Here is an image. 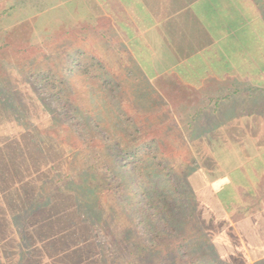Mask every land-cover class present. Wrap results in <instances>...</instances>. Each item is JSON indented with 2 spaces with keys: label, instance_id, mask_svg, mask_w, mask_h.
Wrapping results in <instances>:
<instances>
[{
  "label": "rangeland",
  "instance_id": "1",
  "mask_svg": "<svg viewBox=\"0 0 264 264\" xmlns=\"http://www.w3.org/2000/svg\"><path fill=\"white\" fill-rule=\"evenodd\" d=\"M152 1L159 3V0ZM176 1L181 3L188 0ZM105 3V0H0V107H4L11 121L10 124L6 122L5 113H0V127L5 133L16 128L30 131L32 137L27 142L30 145L27 150L23 147V157L28 158L30 168L36 166L35 169H38L33 171L37 181L29 186L32 192L26 197L27 204L21 210L17 209L15 215L12 213L15 204L8 202L7 193L4 194V201L0 202V264H73L74 260L69 261L71 257L68 254H59V248L63 247L62 241L49 245V240L44 241L40 230L33 232L35 227L29 229V224L36 220L30 219L52 214L50 206L40 208L34 215L26 211L32 209L31 205L36 204V200L46 198L47 184L53 185L54 190L58 189L57 196L61 191L69 196L73 194L76 187L83 183L79 181L83 177L80 170L91 166L98 173L108 174L109 177L105 179L99 195L107 226L101 233L100 229H90L91 236L96 239L98 252H102L98 254L114 258L109 264L173 262L172 252L169 253V247L163 246V243L173 245L181 240L180 236L165 238L158 247L146 245L142 252L132 247L136 251L130 249L132 252L129 253L118 247L121 244L129 248L134 246V241H130L128 235L125 245L127 232L124 229L142 218L132 213L137 201L142 200L139 185L144 180L148 186L156 185L155 182L159 181L156 179L160 177L171 181L169 187L179 186L178 191H172L175 197L171 200V203L182 204L180 208H175V211H179L176 217H188L187 208L183 207L187 197L182 196L186 189L190 192L186 196L194 204L193 220H201L204 227L209 229L217 256L226 264H242L241 255H231L227 217L219 209L220 204L226 207L231 201V194L225 188L219 189V185L225 184L223 179L229 178L231 173V149L234 150L231 148V116L245 115L238 113L239 110L231 113V96L232 100L248 107L254 100L259 102L257 105H260L261 115L253 112L250 113L253 116L237 117L239 121L245 119L244 128H236L237 138L246 142L232 144L236 151L245 149L250 152L254 144L251 140L255 136L264 146V86L251 91L243 87L236 95L221 96L218 110L207 109L211 106L210 96L155 94L137 69L124 38L115 30L106 29L109 21L105 17L101 18L100 12H111L107 11ZM233 3L241 8L247 23L248 19L258 23L264 37V17L260 21L259 14L264 8H256L255 0H233ZM258 4L264 6V0H259ZM253 31L261 47L255 42L252 45L250 39L247 47L236 44L237 40H234L235 43L231 40L230 44L236 49L233 50L235 56L246 55L251 58L248 60L250 62L262 60L263 63L264 41ZM174 33L176 36L184 34L176 30ZM188 36L193 37L191 33ZM191 37L196 40V34L194 38ZM247 37H250L249 32ZM240 40L243 41L242 37ZM105 71L108 73L104 74ZM112 82L116 84L115 89H112ZM51 95L54 97L51 98ZM12 103L21 104V108L17 109V105L13 107ZM77 109L79 112L76 114ZM70 127H75L76 131L73 129L72 133ZM78 127L81 130L84 128L86 132L81 133ZM96 127L108 131L110 139L114 137L123 142L135 139V144L141 145L147 141L153 144L143 158L139 154L135 159L123 158L116 164V158L119 160V157L104 147L105 142L95 133ZM232 129L235 130V127ZM133 131L137 132L136 135L132 134ZM127 132L132 136L128 137ZM80 138L85 139L87 144L80 146ZM60 150L63 151L62 155L59 154ZM119 165H125L127 172L114 177V174H118ZM54 166L57 169L52 170ZM48 169L49 172L45 171ZM131 169H134L135 176L129 173ZM49 177L63 181L52 183ZM114 178L115 183L118 181L114 185L116 188L110 189L108 183L113 182ZM133 178H137L133 182L134 189L127 185L128 180ZM212 186L217 190L214 191ZM160 204L163 206L162 199ZM66 208L69 210L65 211L70 212L67 215L72 217L73 202L66 204ZM80 216L77 217L81 220L89 219L84 223L89 229L88 222L94 218L90 211L84 209ZM157 217L161 218L160 215ZM2 218L5 223L3 227ZM69 218L68 224L71 222ZM16 220L28 221L27 234ZM66 233H73L72 229L68 227ZM133 235V238L139 236ZM147 242L145 239L144 243ZM100 244L105 246L100 248ZM230 257L234 258V262H231Z\"/></svg>",
  "mask_w": 264,
  "mask_h": 264
},
{
  "label": "crops",
  "instance_id": "2",
  "mask_svg": "<svg viewBox=\"0 0 264 264\" xmlns=\"http://www.w3.org/2000/svg\"><path fill=\"white\" fill-rule=\"evenodd\" d=\"M105 1V8L111 12H100L101 18L109 21L106 29L124 38L137 69L155 94L210 96L207 109L218 110L221 96L236 95L243 87L251 91L264 86V62L235 56L236 49L230 44L237 40L236 44L246 46L250 39L251 44L261 47L253 29L264 41L262 28L249 19L247 23L233 0H159L158 4L152 0ZM175 30L184 34L176 36ZM190 33L193 37L188 36ZM195 34L196 40L190 39ZM231 101V113L239 110L245 114L231 116V148L235 150L232 144L246 142L237 138L236 128H244L245 121L237 117L253 112L259 116L261 108L256 100L250 107L232 100V96ZM251 141L255 146L250 152L231 149V173L223 179L225 184L219 185L231 194V201L226 207L215 201L227 217L231 255H241L242 264H264V146L256 136Z\"/></svg>",
  "mask_w": 264,
  "mask_h": 264
},
{
  "label": "trees",
  "instance_id": "3",
  "mask_svg": "<svg viewBox=\"0 0 264 264\" xmlns=\"http://www.w3.org/2000/svg\"><path fill=\"white\" fill-rule=\"evenodd\" d=\"M256 1V8L262 7L259 3V0ZM258 11V10H257ZM260 18L262 21V18L264 17V9L260 10ZM107 74L108 72H104V74ZM104 74H102L104 76ZM48 79V78H47ZM67 87V86H66ZM116 84L115 82H112V89H115ZM68 90V87H67ZM54 97V95H51V98ZM9 99V96H8ZM14 102L16 101L15 99ZM17 105V109L21 108V104H13L12 106L15 107ZM67 105H65L66 107ZM72 106V105H71ZM68 107V106H67ZM4 107H0V113H5L4 118L6 122H9L10 120L8 118V115L6 116L7 111L3 110ZM78 110V109H77ZM75 111V110H74ZM79 112L75 111L77 114ZM17 113V112H16ZM12 115L13 112H11ZM3 115V114H1ZM87 122V120H85ZM8 124V125H9ZM97 126V125H96ZM10 128L9 126H7ZM20 127V126H18ZM75 128V127H74ZM70 127V131L72 133L73 129ZM83 128V127H82ZM79 131L81 133L86 132L85 130H81L80 127H78ZM95 133L99 137L101 141H104V147L108 149L110 152H113L116 157H119V160L116 158V164H119L123 158L128 159L129 157H138L139 154H141V157H144V153L150 151V148L152 147V141H147L142 143L141 145L135 144V139H131L127 142L120 141L114 137H111L108 131L104 130L102 127H96ZM74 131H76L74 129ZM3 128L0 127V139L1 137H4V140H0V202L4 201L7 193V200L11 204H15V208H12V213L15 215L17 213V209L21 210L24 204H27L28 199L26 197L31 194L32 190L29 188L32 185H34L37 181V178H34L33 171H37L38 169H35L36 166H32L28 164L27 157L25 154L26 159L23 157L24 150H27V146L30 145L29 140L31 134L28 129L25 130V128H16L15 130H10L9 133H3ZM77 133V132H76ZM136 131H133L132 134L136 135ZM77 135V134H76ZM79 135V134H78ZM81 135V134H80ZM128 137H131V133L127 132ZM8 137V138H6ZM114 138V139H113ZM87 144V141L85 139L80 138L79 145L84 146ZM34 148V145H33ZM36 149V147L34 148ZM12 150V152L10 151ZM199 152V151H198ZM63 154V151L60 150L59 154ZM30 155V154H29ZM28 155V156H29ZM124 159V160H125ZM37 161V160H35ZM50 163V161L48 162ZM53 164H55V160H53ZM55 166L51 168L52 170H55ZM57 169V168H56ZM41 171V170H40ZM39 171V172H40ZM50 171V169L45 170ZM83 172V177L80 174L79 181H83L81 185L76 187V191L73 194H63L62 191L59 193V196H57L58 189H53V185L47 184V194L46 198L42 201H37L36 204H32L29 211H26L29 215H34L38 210L44 206H50L49 210L52 211V214L48 215L47 217H39V218H33L30 220H34L31 225L29 224V229L31 227H35V231L41 232V234L44 235V241L49 240V245H56L57 241H62L63 247L59 248V254L60 255H66L68 254L70 260L73 259V264H87L88 261L90 263L98 264L102 263V261H106L107 264H109L111 261H113V257H108L105 255H99L98 253V245L96 244V239L91 236L92 230L90 229H100V233L103 229L107 226V221L104 220V210L100 206V199L99 195L102 191L103 183L105 182V179L107 180L109 177L108 174L104 173H98L97 169H93L91 166L90 168L84 167L82 170H80V173ZM127 172L125 165H119V171L118 174H114V177H119L123 173ZM43 173V172H41ZM39 173V174H41ZM129 173L133 174L135 176L134 169L129 170ZM60 174V172H59ZM120 174V175H119ZM36 177V176H35ZM54 177H49V181L52 183L55 182H62L63 179L57 178L56 180L53 179ZM159 180V181H158ZM109 181V180H108ZM129 183L127 184L129 188L134 189L135 184L133 182L137 181V178L129 179ZM157 182L156 185L148 186L146 185V180L144 182H141V185H139V188L141 189L140 194L142 195V200L137 201L136 208L132 210V213L136 215H140L142 218L138 221H134L130 224V226L124 231L127 232V234L124 237L125 245H127L125 238H130V241H134V246H131L130 248L127 246H124L121 244L118 247L125 251L131 253L132 251L138 250V252H142L141 250L144 249V246H155L158 247L161 240L165 238H177L181 237V240L176 242L175 244H165L163 243V246H167L168 252H172V259L173 262H180V264H226L227 262H224L217 256V252L215 250V246L213 243V239L211 237V234L208 232L209 229H206L204 227V223L200 220H193L194 214V204L190 202V197L186 196L190 192H188L186 189L182 192V196L184 195L186 200L185 205L183 207L187 208L188 217H183L181 219H178L176 216L179 214V211H175L176 207L182 206L180 202L171 203V200L175 197V194L172 193L173 190L178 191L179 186H172L171 181L168 180L166 177H160L156 179ZM179 180H177L178 183ZM49 182V183H51ZM118 182V181H117ZM115 178L113 182L108 183V187L111 189L116 188L114 186L115 184ZM120 184V183H119ZM167 184V185H166ZM120 186V185H119ZM118 186V187H119ZM30 189V190H28ZM118 190V189H117ZM63 194V195H62ZM173 194V195H172ZM60 195L61 198H60ZM163 200V206H160V201ZM194 200V198L192 199ZM56 201V202H55ZM6 202V200H5ZM58 202V203H57ZM74 204V210H71V214H69L65 210H69V208H66V204L69 203ZM190 202V203H189ZM60 203V205H59ZM76 204V205H75ZM7 205V203H6ZM10 206V205H9ZM79 208L75 210L76 208ZM8 210L10 208L7 206ZM71 209V208H70ZM88 209L90 211V214L92 215L93 220H90L88 223L89 229L84 225L85 220H89L88 218L79 219L78 217H81V211ZM160 215L161 218H158L157 216ZM163 215H166V217H163ZM78 216V217H77ZM170 216H175L172 219H168ZM23 218L27 216H22ZM38 217V216H37ZM68 218L71 222H67ZM28 220V219H27ZM10 222L13 224V221L10 220ZM16 222L21 223L23 229L26 232V223L28 221H22L19 220ZM30 222V221H29ZM5 225L3 218L1 220V226L3 227ZM37 226V227H36ZM72 229L73 233H66L67 228ZM113 231V230H112ZM111 231V232H112ZM123 231V232H124ZM28 231L26 232V234ZM71 234V235H70ZM108 234V232H107ZM133 234H137L136 238H133ZM31 236H34V234H31ZM70 236V238L68 237ZM109 235H107L108 237ZM35 237V236H34ZM72 238L74 239L73 242H71ZM145 239L148 240L147 243H144ZM140 240L142 242H140ZM65 241H67L65 243ZM109 243V242H108ZM142 243V244H140ZM67 244V245H66ZM105 246L104 244H100L99 247L103 248ZM109 247L108 245H106ZM111 246H113V243H111ZM117 245L115 244L114 247ZM47 247L45 244L44 248ZM136 248V250H132L131 248ZM43 248V253H45V250ZM62 249V250H61ZM87 249V250H86ZM132 251H131V250ZM87 251V252H86ZM89 254V255H88ZM151 254V253H150ZM87 255V256H86ZM153 255V254H151ZM105 257L103 259V257ZM165 256V255H164ZM73 257V258H72ZM144 258H148V256H143ZM241 257V256H240ZM231 258V262H234V258ZM242 258V257H241ZM185 259V261H184ZM193 262V263H192ZM241 262L243 263L242 259ZM171 263V264H172ZM89 264V263H88ZM158 264H161L159 262ZM164 264V263H163Z\"/></svg>",
  "mask_w": 264,
  "mask_h": 264
}]
</instances>
